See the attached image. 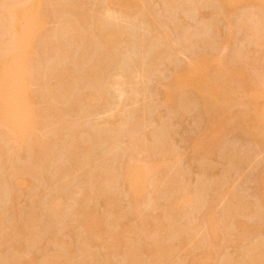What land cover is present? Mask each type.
Returning a JSON list of instances; mask_svg holds the SVG:
<instances>
[{"label": "rangeland", "instance_id": "1", "mask_svg": "<svg viewBox=\"0 0 264 264\" xmlns=\"http://www.w3.org/2000/svg\"><path fill=\"white\" fill-rule=\"evenodd\" d=\"M0 1H2V0H0ZM59 1L57 2V0H55V2H54V0L53 1L52 0H44V2H46V3H43V8L46 12L43 14V15H45V18L42 15L44 18L43 24H42L43 29L41 30V33H39V35L41 34V37L45 36V38L48 39L49 34H50L52 36V37L50 36V38L52 39L54 37V41H56V42H54L53 39L51 41L50 38H49L50 39V42H49L48 41L49 39L47 40L44 37H42V39H43L42 40L41 37L38 36L39 42H37V46L39 47V50L37 49L38 54L35 55V57H34L35 62H36V60H38V61L34 64V66H35V69L37 68L36 71L38 72V74H37V72H35V75L37 74L36 79H39V80H37V83H34V82H36V81H34L33 84L31 83L32 85L30 86V92H32L31 94L33 96V100L35 99L34 100V108L37 111L36 112L37 113V120H41L42 122H40V121H38V122L43 124V125L39 124L40 125L39 128H41V129L38 128L39 129L38 137L40 138V142H42L41 143L42 145H44V144L49 145V143L50 144L52 143L51 147H50V150L52 148V151L50 153L48 152L45 155L44 151L40 153L38 148H37V150L35 149V151H37V153H35V152H33L35 154L31 153L35 157L34 158L35 160H32L33 156L28 152L29 150L27 152L23 151V154L19 153L20 158H18L17 159L18 161H15L14 163L17 166L19 165L20 169L25 167V165L28 166L27 164H29V166H31V173H33V175L30 173L20 174L22 177L21 176L19 177V180H20L19 186L18 185L16 186L14 184L15 183L14 179L13 180L10 179L11 180L10 181L7 178V175L5 178V174L6 173L8 174L7 171H9V169H10L9 166H11V164L8 165V163H7L8 161L7 162L5 161L6 163H4V162L2 163L0 161V164H2V165H0V167H1L0 173H1V175L3 173V177L0 176L1 177L0 179L5 178L6 181L9 180L8 182H6L3 179L0 180L3 183L2 186H0V188H2V189H0V214L2 212V214L0 215V218L2 219L1 221H4L3 218H6L4 227L8 230L11 227L8 225L12 224V226H13V223L10 222L12 220L11 219L12 217H13V220L15 217L14 221H16V222H22V221L27 220L28 232H26L27 230L24 232H23V230H21V232L24 234L23 235L24 237L25 236L29 237V234L32 233V234H30L31 240L29 238H28L29 240L27 239L28 242H26L27 241L26 238H23V243L25 242L26 246L29 243V246H27V248L22 249L21 252L20 251L16 252L15 249L14 250L12 249L13 241L12 242L7 241V239L9 237H11V235L9 236V234H8L9 237L7 236L8 238L6 239V241L1 242L2 238L4 239L6 236L5 237L3 236L2 238H0V261H1L0 264L2 262H3L2 264H50V263L56 264V262H58V261L60 262L61 260H62V262L57 263V264H108V262L110 264H135V262H137L136 264H147V263L151 264V263H149V261L151 262V258H149L150 260H148V258L146 259V256L145 257L143 256V254H142V256H143L142 258L140 257L141 254L140 255H134L133 250L134 249L136 250V247L140 248L143 246L150 250L153 246L155 247L157 245V242L161 241L160 238L164 239V237H163L164 234H165V237L167 236L166 234H168L169 229L168 228L165 229V228L168 227V223H167L168 221H162V220H166V219H164V218H166V213H164L163 210H164V208H165V211H166V209L168 210L167 207H169L168 205L171 204L172 202H175L174 205L176 204L178 206V208H175L174 211L177 212L176 215L179 214V217H177V219H176V220L179 219V221L175 220L176 222H173V223L176 224L179 222L178 223L179 226H177V228L178 229L182 228L184 230V234L186 235V237L185 238L183 237V239H186V241L184 240L183 244H180L179 246H177L175 248V250L176 249L177 250L175 251V253H173L171 255V257H169V259L167 258L165 264H194L193 262L198 258V256H200L203 253V251H201V249H203L202 246H204L205 244H206V246H205L206 248H204V251H206V252H207V250L208 251L213 250V252L215 251L214 253L212 252L214 254V256H213L214 262H211L212 264H224V263L228 264V262H229V264L230 263L231 264L232 263L237 264V262L242 258H243L242 260L245 261L247 259L246 257H248L249 262H251L250 257L253 256L252 254L255 255L257 253L258 247H259L258 249H262L264 251V247H262L264 244V211H262V210L264 208H260V206H261L260 205L261 204L260 203L261 202V200H260L261 199L260 198L261 189H259L261 186V185L259 186V184H260L262 178L264 177V174H263L264 173V145L262 143H257L254 141L251 142V140L248 137L246 138L245 134H243V130L241 129V127H242L241 120H240L241 117L239 118V116L246 112V107H244V106L247 103L249 104V102L244 100L245 98L243 97V94L242 95L241 94L236 95L237 98L235 96L233 97L234 103L231 104L232 106L230 108V113H229L230 114L229 116H231V118H230V121H228L229 124L227 123V125H226L229 130L226 127L225 132L223 133V135H224L223 138L220 140L219 144H216L213 147L214 149H212L210 154L208 155V154H205L206 151L203 152V147L199 143V139L201 138L202 135L204 136V133H206V130H207L206 128L208 127V124L211 120L210 119L211 116L209 115L210 113H208L203 101L200 99V96L198 94L193 93V91L191 92V90H189V89L187 90L184 88V89L177 90L178 92L176 91L177 94H175L176 97H174V99L167 100L164 91L173 85L175 77L178 75V73L181 72L182 69L184 70V68L187 67V65H189L193 60H195V59L198 60V58L201 59V57H204V56L205 57H207V56L214 57V59L216 61L218 60L220 65L223 64L222 65L223 68L226 70L228 69V71H231V70L234 71L237 68H240L241 70H243L242 72L245 74V75L244 74L243 75L247 76L245 78V80L248 78V80H246V81H250V82L254 83L255 86H257L259 89H263L264 88L263 87L264 86V18H263L264 14H262L263 15L262 16L258 12L259 11L258 8H256L252 4L247 5V4H242V3L236 5L232 8H229V10H227V11L225 10L226 12H224V11H222V7L219 5L220 0H214V1L213 0H173L172 2L169 0H167V1L166 0H136V1L135 0H126V1L130 2L128 4L126 3L125 0H124L125 3H123V0H118V1H121L119 4H122V5H119L118 3H116L115 0H113V1L112 0H103V2L101 0H99V1L98 0H72V1H77V2H75L76 4H74L75 6L73 5L72 1H69V0H61L60 2ZM109 1H110V3H109ZM217 1H218V3H217ZM10 2H11V0H10ZM51 2L54 3L53 6H52ZM63 2H64V4L66 3V5H64ZM55 3L58 7L55 5ZM173 3H175V4H173ZM45 4L46 5L49 4V5L46 6ZM70 4H72L73 7H71V10H70L71 15L70 14L68 15V14H66L67 12H65V11H69ZM77 4H78V7H77ZM123 5H127V6H124V8H123ZM129 5H134V7L129 6ZM178 5H179L180 9L178 8ZM217 5H219V6L217 7ZM60 6H61V10H63L61 12H59ZM100 6H102V7H100ZM120 6L122 9L120 8ZM46 7L47 8L49 7V9L46 10L47 9ZM54 7H55V9H53ZM62 7H65V8L62 9ZM141 7L143 9H140ZM73 8L76 10V11L74 10L75 12L73 11ZM166 8H169V9H166ZM64 9H65V11H64ZM103 9H104V12L106 9H109V10L111 9L109 12H111L112 15L115 13L116 15L114 14L113 17L115 18V16H116L117 20L112 18L111 15H109L111 17L108 16V18H110L111 20L113 19L112 20L113 23L108 24L109 19L103 18V16H104ZM44 10H43V12H44ZM57 10H59V11H57ZM119 11H122V13H124V15H126V14L129 15V16L126 15V17H128L129 20L125 19L124 15ZM57 12H59V13H57ZM97 12H99V13H97ZM60 13L62 14V16ZM78 13H81L82 15H80ZM83 13H84V15L85 14L86 15L84 16ZM150 13H151V15H150ZM120 14H122L124 18H120ZM148 14H149V17L146 16ZM57 15H59V16H57ZM122 15H121V17H122ZM71 16H72V19L70 18ZM81 16H83V17L81 18ZM87 16H89V17L87 18ZM94 17H96V18H94ZM135 17H136V19H135ZM64 18L65 19L67 18L66 20L70 19V21H66V20H64ZM77 18H78V20L80 19L79 22H78ZM89 18H91V20H89ZM101 18L107 19V21L106 22H105V20L102 21ZM130 18H132V20ZM71 20H72V22H71ZM83 20L88 21V22H90V21L92 22V21L96 20L97 21V22L95 21L96 26H95L94 22H93V24H94L93 26L91 25V27H90L91 22L90 23L87 22V26H86V23ZM68 22H71V24H73V22H74L73 25H77V26L82 24V27L85 24L87 30L83 29L84 30L83 33L86 34L87 37L90 36V37H88V39H86L90 43H91L90 40L93 37L92 34L94 35L96 30L98 31V29L96 27H99L98 32L101 33L102 35H106L109 32H115L118 35L117 39L118 40L122 39V40H119V41H121V43L118 44L119 41L116 43L114 41L110 42V44H107V45L109 46V48L111 46V49L112 50L114 49L115 52L114 51L112 52L111 49H110L111 52L109 50H107V52H106L105 50L107 47H105V46H107V45L103 44L104 48H103V46H101L102 40H103L101 38V36H100V38L102 40L99 39V41L101 40V42H100L101 44L99 43L97 37H95V38L93 37L92 43L94 41L96 42V43L95 42L93 43L94 46L92 45V43L90 44L89 42H86V44H88V45H86L87 48L85 47V49H87V50H83V47L78 42L85 43L84 35H83L84 42H82L83 38L82 39L80 38V40H82V41H80L79 39H77L78 37H76V39L79 40V41H76L74 39L75 37H73V39H74V41H73V39H72L73 35L71 36L68 34H64L66 31H64L65 29L63 30V28H61V27L66 26V30H67L68 24H64V23H68ZM102 22H105V23H102ZM253 22L256 23V25H255L256 30L255 29L252 30ZM60 23H61V25H58ZM78 23H81V24L78 25ZM106 23H107V25H106ZM153 24H155V27L153 26ZM109 25L111 26L112 29H114V28H117V29L116 30L114 29L115 31L114 30L111 31L112 29L110 28ZM179 25L182 26V29ZM152 26H153V28H152ZM0 27H1V25H0ZM89 27H90V30L92 29L91 34L88 32V31H90ZM249 27L251 29H249ZM93 28H96V29L94 30ZM78 29H80V26L78 27ZM109 29H111V30H109ZM93 30L95 31L94 33H93ZM152 30H153V32H151ZM44 31H46L47 34ZM101 31H104V32H101ZM106 31H107V33H106ZM251 31H253V32H251ZM52 32H57V33H53V35H52ZM80 32H82V29ZM86 32L89 34H87ZM117 32H121V34L120 33L118 34ZM122 32H124V33L122 34ZM67 33H68V30H67ZM255 33H257V34L255 35ZM96 35L97 34H95L94 36H96ZM163 35H164V37H163ZM58 36L61 38L64 37V39H61L62 41H60V39H58ZM118 37H120V38H118ZM141 37L143 38V40L141 39ZM67 38H69V39H67ZM40 39H41V41H40ZM65 39L70 43L69 44L70 48H72L71 47L72 41H73L72 42L73 44H75V45L78 44V46L75 47L73 45L74 49H72V50L69 49L68 48L69 46L67 45L68 42L65 41ZM94 39H96V40H94ZM70 40H71V42H70ZM255 40H256V42H255ZM1 41H2V38L0 37V46L2 45ZM57 41L58 42L60 41L59 46L57 45V43H58ZM51 42H52L53 46H54V43H56L55 46L57 48H61L60 46H62V44H63L61 42H64L63 45H65V43H66L67 46H62V47L63 48L67 47L70 50L69 52H71V54H69V55L71 58L74 57V54L77 53L76 54L77 57L75 56L76 60L75 59L73 60V58L69 59L68 52L65 51V53H64L63 48H62L63 51L61 50L62 52H61V54H59V56H62L64 54L65 56L64 55L62 56V57H64V59L61 60L60 59L61 57L58 58L57 54L60 51L55 46L53 48L52 45L49 44ZM74 42H76V43H74ZM46 43H48V44H46ZM97 43H99V44H97ZM43 44L45 45V48L43 47ZM96 45L97 46L100 45L102 47V48L100 47V50H102L103 52L101 51V53H100V50ZM46 46H48V48H46ZM79 46H81V47H79ZM113 46H114V48H113ZM117 46L119 48H117ZM94 47H96V48L94 49ZM67 48L65 50H68ZM116 48L118 50H116ZM0 49H2V47H0ZM47 49H49L48 54H47ZM51 49H53V50H51ZM76 49L78 52L76 51ZM80 49L83 51V52L80 51L81 52L80 55L84 53L81 56L78 54ZM50 50H51V53H50ZM39 51H41V52L39 53ZM42 51L46 52V54L44 52L42 53ZM104 51L106 52V54ZM53 52L54 53L57 52V54H54L55 56L52 57ZM96 52H98V54H96ZM113 53H116L117 56H116V54H115V56H113L114 55ZM50 54H51V56H50ZM100 54H102V55H100ZM66 55L68 56V59L66 58L67 57ZM95 55L96 56L99 55L98 56L99 58L95 59V57H94ZM103 55L106 56V60L108 58L109 59L107 61H105V59H104L105 57ZM110 56H111V58H110ZM37 58H39V59H37ZM77 58H78V61H77ZM101 58H102V60L105 61V62L103 61L104 62L103 64H102ZM112 58H114V59H112ZM41 59L44 61H42ZM80 59L83 62L82 63L83 65L81 64ZM40 60H41V62H40ZM60 60L62 61V63L60 62ZM97 60H98L99 64L96 63ZM55 61H57V62H55ZM63 61H65V62L67 61V63H69V62H72V63L74 62V63L73 64L72 63H69V64L65 63L64 64ZM79 61H80V63L77 64L76 62H79ZM118 61H119V64H118ZM37 63H38V65H36ZM215 63L219 64L218 62H215ZM41 64L42 65L44 64L45 70L42 68ZM61 64H62V66H61ZM84 64L87 68H89V69L91 68L92 71L90 72V70L88 69L89 72L86 73L85 71L87 70V68L83 69V67H85ZM50 65H53V66L55 65L54 66L55 68H57V65H58V67L60 66L61 68H57V70L62 69V70H60V72H63V65H64V67L69 66L70 71L68 74H71L70 73L71 71L74 74V72H77V70H78V74L75 73L76 74V76L74 77L75 80H74V78L68 79V80L72 81V82L70 81V84L68 85L69 87H67V84L65 85L63 82L67 78H65V80L62 79L60 82L58 80V84H57V82H55L56 84L54 83V85H56V87H54L56 92H57V89L58 90L61 89L60 91L63 90L62 92L66 94V95L64 94V96H61V95H63V93L61 92L62 94H60V96H58V97L63 98V100H65L64 101L65 103H63V101L61 102V104L59 103V101L62 100L61 98H58L57 100L55 98V99H53L54 101H52V98L49 97L50 95H47L48 89L50 87H52V86H49V84H51V82L53 83V81L50 80L51 77H49L47 74H45V72L48 71L47 68L51 67V69H52L53 66H50ZM74 65H78L79 68L74 66ZM97 65H98V68H97ZM104 65H106V67ZM72 67H74V68H72ZM80 67H82V71H80V69H81ZM40 68L43 70V71L41 70L42 72L39 70ZM74 69H77V70L74 71ZM94 69H96V70L94 71ZM99 69L101 70L100 71L101 73L104 72L103 75L105 74V72H107L103 76L105 78L107 77L106 79L104 78V83L102 84L103 87H102V85H99L100 83L103 82V78L101 81H99L102 77L101 73H97V72H99ZM118 69H120V70L122 69V70L120 71ZM65 70H66V72H68L67 68ZM104 70H106V71H104ZM49 71H50V69H49ZM122 71H124V72L122 73ZM83 72H85L89 77H91L90 73H91V75L94 74L95 72L96 73H95V75H93L94 77L92 76L91 78H88L84 74L80 75V73H83ZM109 72H110V74H109ZM210 72H209V76L214 74V72L212 70ZM40 73H42V75ZM43 73L51 81V82L49 81L50 83L47 84V86H46V82H45L47 77H45V75H44V78H45V80H44L42 78ZM231 73H233V72H231ZM96 74H98L100 77L99 80L98 79L96 80V81H99V84H98V82L96 84H98L99 87L101 86L100 88L98 87V85H93L95 82V80L93 78H96V76H97ZM120 74H121V76H120ZM125 74L126 75L128 74V75L125 77ZM39 75L41 78L38 77ZM79 75H80V77H79ZM82 75H84V78ZM108 76H109V78H108ZM115 76H116V80L114 81L113 79H115L114 78ZM117 76H120L121 78H119ZM123 77H125V78H123ZM80 78H81V81H79ZM82 78L85 80H83ZM97 78H98V76H97ZM40 79L43 80L41 86H40V84H41ZM138 79H139V81H137ZM92 80H93V82H92ZM55 81H56V79H55ZM75 81L76 82L79 81V83H81V84L77 85L78 83H76ZM118 81H120V84L118 83ZM43 82L45 83V86H43ZM87 82L88 83L91 82L92 86L90 85V83L88 84ZM127 82H130L129 84H131V83L132 84L129 85ZM60 83H62V84H60ZM71 83H72V85L74 84L75 86H72ZM107 83H110V84H107ZM113 83H116V85H118V86L119 85L122 86L126 95L123 92L124 95L122 96V94H121L120 96L122 98H120V96H118L120 94V91L117 92V88L111 89V84H113ZM121 83H127V85H125V84L121 85ZM141 84H142V87H141ZM42 86H43V89H45V91L43 89L42 90L40 89V87L42 88ZM60 86L61 87L63 86L62 88H64V86H66V87H65V89H62ZM71 86L73 87V89H69ZM96 86H97L99 91L97 90ZM113 86L115 87V84ZM46 87H49V88L47 89ZM93 87H95V90ZM68 89H69L71 94L68 93L69 92ZM121 89L122 88H120V90ZM103 90L105 92L104 93L105 97H104V94L101 93V92H103ZM135 90H136V92H134ZM41 91H42V93H41ZM43 91L45 92L46 98H44ZM130 91H131L130 94L132 95L131 97L129 94ZM93 92L97 96V98H96L97 100L94 101L95 104H94V102H91V103H93V105H92L90 102H88L90 100L89 99L87 100L86 98L94 97ZM98 92L101 93L100 96H99ZM137 92H138V94H137ZM59 93L60 92H58L56 94L59 95ZM106 93H107V95H106ZM114 93H119V94L113 95ZM133 93H135V94H133ZM187 93H189V94H187ZM34 94L36 97L34 96ZM85 94H87L88 96L86 97ZM47 96L49 97L48 100L51 98L50 99L51 103L54 102L53 104L57 105V107H55L53 104H50V102L47 103L48 102ZM65 96H66V99L64 98ZM81 97H83V99ZM101 97H104V98H101ZM79 98H81L82 101L79 100ZM85 99H86V101H84ZM99 99H100V101L98 102ZM127 99H129V100H127ZM55 100L58 102V104L55 102ZM107 100H109V101L107 102ZM240 100H242V101L240 102ZM117 102L119 104H117ZM260 103L263 104V101L260 100ZM48 104H49V106H52L53 108L49 107V106L47 107ZM83 104H84V107H83ZM90 104L92 106H90ZM55 108H56V111L58 108L61 110L60 114L58 112V114L60 116L57 115V113L55 114L56 118L54 116H52V114L54 113L53 110ZM60 110H58V111H60ZM50 111H52V112H50ZM61 113L64 114L62 118H61V115H62ZM39 114H40V116H39ZM58 119H60V120L58 121ZM114 120L117 122V124H120V125L117 126L115 124L114 126H117V127L113 126L114 128L112 129L110 127L115 122ZM44 121H45V124L43 123ZM60 121H62V122H60ZM123 121H126V122H123ZM46 122H47V124H46ZM105 122L106 123L110 122V124L112 123V125H109V123H108L109 128H106V127H108V125L106 126ZM121 122L124 123L125 125L121 124ZM55 123H57V124H55ZM229 126H231V129ZM46 128H48V129H46ZM52 128H53V130H52ZM43 129H45V130H43ZM54 129H55V131H54ZM56 130L58 132L62 131V133H60L57 136L56 133H58V132H56ZM91 131H92V133L90 134ZM40 132H42L43 134ZM54 132H56V133H54ZM95 132H96V134H94ZM70 134L71 135L74 134V135L70 136ZM97 134H99L100 136ZM47 135H49V136H47ZM50 135L52 136V139H54V140L50 139V142H49L48 139L51 137ZM90 135H92V136H90ZM102 135L106 136V137L108 136V138L104 137L105 139H102L101 138V137H103ZM69 136H70V138H69ZM89 136L91 138H93V140L95 141V144H93L94 141L92 139L89 140ZM95 136H97V137H95ZM98 136L102 140H99ZM57 137H60L59 140ZM95 138H98L97 141L95 140ZM115 139H117V140H115ZM55 140L57 142H55ZM60 140L63 141V142L61 141L62 144H60V142H59ZM160 140H161V142H160ZM51 141H53L54 143ZM91 141H92V143H91ZM96 142L98 143L97 145H96ZM134 142H136V143L134 144ZM55 143H57V144H55ZM54 144H55V146H54ZM64 144L65 145L67 144L66 145L67 148ZM89 144L91 146H89ZM92 144L94 146H92ZM137 144H138V146H137ZM56 145H58V146H56ZM155 145H156V147H155ZM86 146H88V147H86ZM95 146H97V147H95ZM0 147H1V142H0ZM90 147H92L91 151L94 149V147L96 148L95 150H93L92 154L90 153V151L88 152L91 155H89L87 152H85V150L87 151V148L89 149ZM157 147H159V148L157 149ZM163 147L168 148V149H165ZM169 147H171V149H169ZM77 148L79 150L80 149L81 150L79 151ZM133 148L134 149L136 148L135 149L136 151ZM73 150L75 153H78L81 155L78 156V154H75L73 152ZM83 150L86 154L83 152ZM156 150H158V153ZM159 150H161V151L164 150V152L167 151L171 155L168 154L167 152L162 153ZM81 151L83 153H79ZM151 151L152 152L154 151V153H157V155L153 153L154 156H152L153 154H150ZM212 151H214V152L212 153ZM53 152H55V154L57 153L56 155L59 156L58 159H57V156ZM59 152H60V154H59ZM26 153H27V155H26ZM161 153L165 154L162 157L163 159H159V158H161L160 156H162V155H160ZM211 153H212V155H211ZM42 154L44 155L43 156L44 158L40 160L39 158H42ZM72 154L75 155V157ZM82 154L87 156V157L89 155V157L86 158ZM228 154L229 155L231 154V155L229 156ZM20 155H22V158ZM51 155H52V159H50ZM204 155L207 156V157L206 156L205 157L208 158V160H206V158H204ZM24 156H25V158H24ZM46 156H48L49 158H47ZM102 156H104L103 160H106L105 161L106 163L103 160L99 161L100 159H102ZM156 156L159 157L158 160L161 161V163H160L161 165H159V167H157V169H155L154 171L153 170L151 171V174H150L151 178L149 177V179H151L150 182L151 183L153 182V183L150 184L149 186H151V185L152 186L147 187L149 190L146 188L145 196L143 195L144 198L142 197V199L140 200L141 202H139L138 205H136V206L132 205L127 198L128 195L126 194L127 193L126 192L127 191L126 186H125V184L122 183L123 181H121L122 177L120 174H122L123 172L121 173L120 171H122V170L124 171L128 167V165L133 161H134V164H137V161H142V159H144L145 162L148 163L150 161L155 160V158L157 160ZM78 157H79V160L82 157H83V159L85 157L84 160H86V159H88V160H86L85 162L83 159H81L82 161H80V162L77 159H76L77 162L73 160L74 158H78ZM91 157L93 160L91 159ZM224 157H226V158H224ZM96 158H97V161H95ZM133 158H134V160L131 161ZM232 158H233V160H232ZM22 159H24V160L22 161ZM90 159H91V161H89ZM151 159H153V160H151ZM37 160H38V162H37ZM47 160H48V164H47ZM50 160H53V161H50ZM56 160H58V161H56ZM144 160H143V162H144ZM231 160L233 161V163L231 162ZM32 161H34V163H38V164L41 163L40 165H43L44 163H46L47 166L43 165V166H45L44 168L42 166H40V168L42 167L43 169H46V170H43L41 168V170L37 171L38 172L37 173L36 170L38 169L39 165L34 164ZM73 161L75 163H73ZM205 161H206V163H205ZM52 162H54V163H52ZM81 162H82V164H79ZM91 162L93 164V167L91 166L92 165ZM202 162L204 163V166L202 165L203 164ZM98 163H101L100 164L101 166ZM207 163H209V164L207 165ZM3 164H4V166H5V164L8 166V167L6 166L7 170L3 167ZM84 165H85V167H84ZM104 165H105V167H103ZM108 165L110 168L108 167ZM112 165H114L115 167H113ZM46 167L47 168L49 167V170ZM102 167H103V169H102ZM106 167L110 170V172H108V169ZM112 168H114V169H112ZM205 169H207V170H205ZM95 170H97V172ZM106 170H107L108 174L106 173ZM45 171H46V173H45ZM60 171L62 172V174L60 173ZM117 171H118V173H117ZM34 172H36V173H34ZM41 172L44 174H42ZM95 172L97 174L94 175ZM176 172H180V173L176 174ZM36 174H38V176ZM174 174L176 175V178L178 177L177 179L174 178L175 177ZM59 175L60 176L62 175V176L59 177ZM90 176L92 177V179L93 178L96 179L98 176L99 177L101 176L102 179H104L103 178V176H104L105 179L111 180V181L116 176V178L114 179L115 181L113 182L114 185H112L113 189L110 188L109 190H107L108 192L106 191V189L109 188V187L106 188L107 185L106 186L101 185L102 187H100V186L98 187V185H97V187L100 188V190L103 189L109 195H110V193H112L111 194L112 197H115L117 195V198L116 197L114 198V201H116L115 210L118 209V210H116L117 214H115V215L117 216L120 211L124 210L125 211L124 213H123V211L120 212L123 214V216L121 214L120 216H117V218L115 219L114 215L112 216L109 214L107 215V213H104V210L106 207L103 204H101L100 202H96L98 204H97V206H95L96 204H93L94 202L88 201V200H90L89 198L91 196L89 197V195H87V194H89L90 191L92 193L94 192L93 194H95V192H96V190L94 189L96 186L95 187L92 186L93 184L91 182L92 179ZM87 177H90V178H87ZM99 177L96 180L94 179L95 182H97V180L99 181ZM117 178H119V179L117 180ZM42 180H43V182H42ZM44 180L46 181L45 184H44V182H45ZM79 180L81 182H79ZM83 180L87 181V182H85L86 184L84 182H82ZM89 180H91V181H89ZM170 180H172V182ZM175 180H177L180 184L177 183V181H175ZM88 181L92 185L90 183H88ZM116 181H118V182H116ZM104 182H106V180L103 181V183ZM107 182L109 183L110 181H107ZM173 182H175V183H173ZM81 183H83L85 185L83 186V184H81ZM96 184H98V182ZM96 184L94 183V185H96ZM100 184H102V183H100ZM177 184L180 185L181 187L180 186L178 187ZM0 185H1V183H0ZM201 185L202 186L204 185L205 188L204 187L202 188ZM85 186L87 188L88 187L89 188L87 189ZM91 187H93V188H91ZM32 188H34V189H32ZM174 188H176V189H174ZM197 188H198V191H200V192H201V190L204 189L203 190L204 195L200 192H198V194H197L196 193ZM30 189L32 191H30ZM85 189L88 190L89 193L86 192ZM162 189H163V191H161ZM164 189L165 190L168 189L166 191L170 190L168 192V194L165 193L166 191ZM177 189L178 190L181 189L180 192H178ZM110 190H111V192H110ZM182 190H183V192H184V190L185 191L187 190L186 191L187 193L193 194V196L192 195L191 196L198 198L199 201H201V202H202V200L204 202L205 198H206L210 204L208 203V205H207L206 204L207 202H205V205H202V204H204L203 202L202 203L198 202V200L196 198H194L196 200V202L199 203L198 207H197L198 203L196 204V202L194 203L195 206L192 204L194 207L191 205H184V203L181 201V198L179 196V194L182 193ZM112 191H114V195H113ZM189 191H193V192H189ZM152 192L154 195L152 194ZM85 193H87V194H85ZM96 193H98V191ZM169 193L171 194V197L169 196ZM157 194H158V196L156 199ZM195 194L197 196L200 195V197L199 196L197 197ZM57 195H58V197L60 195V197H59L60 199H62L61 195H63L62 197L66 201V204L64 203L65 201H63V203H61V204L65 205V206H63V205L61 206L63 208L65 207L64 209L60 208V209H62L63 212L58 210L59 212L57 213L55 210L50 209L49 205L48 206H47V204L44 205L45 201H47L45 199L51 198V200L53 199V201H54V197H55V199H58ZM86 195H87V197H86ZM90 195H91V193H90ZM125 195H126V197H125ZM64 196L67 199H65ZM85 197H86V199L88 198L87 201H85L86 200ZM152 197H153V199H152ZM144 199L146 200V204H144L145 203ZM172 199L174 201H172ZM51 200H49V201H51ZM156 200H157V202H156V204H154L153 202H155ZM235 200L237 202L240 200L243 204H244V202L249 203L250 206L248 204V206L246 205V208H245V206L242 207L243 205L240 206L241 202L238 204H235L236 203ZM81 201H83V204ZM118 201H120V202H118ZM232 201L235 202V203H233L234 208H235V206L238 207V205L240 204L239 205L240 207H238V208L236 207L237 210H240V211H237L236 208L234 210V208L231 207V210H233V211H232V213H230L231 210L228 206L230 205V203H232ZM34 202H36V203L40 202V203L36 204ZM88 202L90 203V205H88ZM84 203H85V205L88 206V208H87V206H85V208H87L86 210H89V208L91 209L93 207L94 209L93 208L92 209H93L94 213H96L97 215L99 214L98 217H101V218L103 217L101 220L102 222L106 216V219L103 222V223H105L104 225L106 227H108L107 225L109 224V221L111 223V219L114 218L115 221L112 220V222H115V223H111L109 225V231H106V227H104L105 229L102 227L104 230L103 229L101 230V228L100 229L96 228L97 230L93 229V231L91 230L93 233H91V231H87L88 232L87 233L86 230H82L81 226L83 225V222H81V223L78 222L77 221L78 218L77 217L75 218V215H73V214H74V212L77 213V211L80 209L81 206L84 205ZM152 203H153V205H157V206L156 207L153 206ZM48 204H49V202H48ZM78 204H79V206H78ZM45 206H47L49 208H47ZM146 206H148V207H146ZM203 206H205V207H203ZM207 206L210 207L211 211H208ZM38 207H39V209H38ZM32 208H33V210H32ZM85 208L83 210H85ZM141 208L143 210L138 211V209L140 210ZM228 208L230 211L226 212ZM242 209H243V212H242ZM245 209H246V211H245ZM251 209L253 210L252 214L250 213ZM50 210L52 212H50ZM126 210H128V213H126ZM192 211L194 212V214H192ZM236 211L238 212V214L237 213L234 214L235 215V217H234L233 212L235 213ZM32 212L37 213L38 215L36 214L37 215L36 216ZM43 212H45V214H47V216L45 214H43ZM48 212H50V213H48ZM67 212L70 214H68ZM142 212H144V213H142ZM146 212H148V213H146ZM209 212H212V216L215 215V216H213L214 217L213 220L217 224L218 230H220V233L218 234L219 236L216 239H214V238L211 239L210 237H208V236H211L209 234L210 228L206 227V225L203 224V222H204L203 219L206 218L205 213L207 214ZM245 212L247 213V215ZM4 213H5V216H4ZM56 213L58 214L57 216H55ZM60 214H62V215H60ZM96 214H94V216L97 217ZM129 214H131V215H129ZM228 214L229 215L231 214L230 215L231 218ZM17 215H19V216H17ZM59 215H60V217H59ZM78 215H79V211H78ZM2 216H3V218H2ZM31 216L32 217L35 216L34 219ZM48 216H50V217H48ZM126 216H128V217H126ZM136 216H138V217H136ZM161 216H163V217L161 218ZM70 217H72V219H70ZM122 217H123V219H122ZM30 218L32 219V222L30 221L31 220ZM175 218H176V216H175ZM227 219H230V221ZM28 220H29V222H28ZM14 221H12V222H14ZM116 221H118V222L116 223ZM190 221H192V222L190 223ZM226 221L228 224L227 223L225 224ZM188 222L190 223L189 224L191 226L190 228H188L189 227ZM2 223H4V222H1V224H0L1 228L3 227ZM7 223H8V225H7ZM106 223H107V225H106ZM80 224H81V226H80ZM112 224L115 225L116 229L119 226V228H118L119 231H117V234L119 233V237L117 236L118 237L117 239H119V241L120 240L123 241L125 246L128 245L129 249H128V247H125L124 244H122V246H124V247L122 248V246H121V248H120L121 244H116V243H119V241L117 239L112 240L113 238L111 239V237L108 235V233L111 232L110 231L112 229L111 227H113V226H111ZM164 224L166 227L164 226ZM175 224H173V227ZM239 224L244 225L245 229H243ZM116 225H118V226H116ZM192 225H195L196 227H192ZM183 226H185V227L183 228ZM239 226L241 228H239ZM223 227H225V228L228 227L227 228L228 230L223 228ZM5 228H4V230H5ZM175 228H176V226H175ZM186 228L188 229V232L190 231V234H186V231H187ZM229 228L233 233L229 230ZM178 229L175 231H182V229L181 230H178ZM185 229H186V231H185ZM202 229H204V231ZM223 229L226 230V232L224 231V234L222 232ZM82 231L87 233V234L85 233L86 236H85L84 232H82ZM130 231H132V232H130ZM170 231H171V229H170ZM170 231H169V234H171ZM7 232L9 233V231H7ZM7 232L6 233L4 232L3 235L4 234L6 235ZM113 232H114V230H113ZM129 232L131 234H129ZM227 232H229V233H227ZM179 233L181 234V236L178 235V236H180V238H178V239L173 238L172 235H169V236H171L173 238L172 240L175 239L176 241L177 240L180 241L182 239L183 233L178 232V234ZM230 233H231V235H230ZM134 234L136 236H134ZM175 235H177V234L174 233L173 236L175 237ZM83 236L86 237V240H85V237H83ZM169 236L166 237L164 239V241L170 239L171 237L169 238ZM203 236H204V238H203ZM33 238H34V240H32ZM59 238L65 243H62V244L60 243L58 245V243L56 241L60 242ZM134 238H135V241H137V242L132 241ZM82 239H84V241L87 244L85 242H84L85 243L84 244ZM127 239L129 241H131L130 244L128 243L129 241H127ZM163 239L161 241V244L163 243ZM198 239H202V240L200 241ZM203 239H204V241H203ZM172 240H170V242ZM176 241H174V242H176ZM196 241H198L199 243ZM132 242L134 244H136V246ZM170 242H168V243H170ZM195 242L198 244L196 245ZM31 243H33V245H31ZM155 243H156V245H155ZM164 243H166V242H164ZM171 243H173V241ZM176 243H179V242L177 241ZM202 243H204V244L202 245ZM132 244L134 245V249H132L133 248ZM207 244H208V246H207ZM114 245L118 246L120 248V251H119V248L115 249L116 247ZM140 245H142V246H140ZM197 246H198V248H197ZM130 247H131V249H130ZM199 248H201V249H199ZM121 249L122 250L123 249L128 250L129 251L128 252L129 257L130 256H133V257L136 256V258L133 259V257H131V259H133V260H130L129 257H124L123 255L125 254V251H123L124 253L122 255V254H120L122 252ZM249 249L251 252L248 251ZM255 249H256V253L253 252ZM12 250H13V252H12ZM241 250H244L243 253ZM14 251L16 254H12V253H14ZM83 252H85V254ZM110 252H112L111 254L112 255L114 254V255L112 256L111 254H109ZM131 253L133 255H130ZM134 253L138 254V250H136V252L134 251ZM126 254H127V251H126ZM241 254H243L242 258H241ZM245 254H247V255H245ZM107 255H108V257H107ZM109 255H110V257H109ZM137 256L143 261L138 259V261L134 262V260H137V258H138ZM255 256H256L255 258L253 256L254 259L257 258V255H255ZM56 257L58 258V260ZM110 258L112 259L111 262H110ZM139 260L141 263L139 262ZM241 263L242 262L240 260V263H238V264H241ZM245 263L248 264V262H246V261H245Z\"/></svg>", "mask_w": 264, "mask_h": 264}, {"label": "bare ground", "instance_id": "2", "mask_svg": "<svg viewBox=\"0 0 264 264\" xmlns=\"http://www.w3.org/2000/svg\"><path fill=\"white\" fill-rule=\"evenodd\" d=\"M53 1V0H52ZM59 0H57V2H58ZM61 1V0H60ZM59 1V2H60ZM69 1H72V0H69ZM99 1V0H98ZM102 2H103V0H101ZM113 1V0H112ZM116 1V3H120L121 1H118V0H115ZM126 1V0H125ZM125 1L123 0V3H125ZM136 1V0H135ZM167 1V0H166ZM169 1H173V0H169ZM214 1V0H213ZM50 2V1H49ZM48 2V3H49ZM54 2H55V0H54ZM65 2V1H64ZM64 2H63V4H64ZM67 2V1H66ZM75 2H77V1H72V3H73V5L74 4H76ZM191 2V1H190ZM189 2V3H190ZM43 3H46V2H44V0H11V2H10V0H2V1H0V25H1V27H0V37L2 38V41H1V46L0 47H2V49H0L1 51H0V142H1V147H0V161L3 163H6L7 161V163H8V165L9 164H11V166H9L10 167V169H9V171H7L8 172V174L6 173L5 174V178H6V175H7V178L10 180V179H14V181H15V185L17 186H19V184H20V180H19V177L21 176L20 174H26V173H30V174H32L33 175V173H31V166H29V164H27L28 166H26L25 165V167H23V168H19L20 166L18 165H16L14 162L15 161H18L17 159L18 158H20L19 157V153H22L23 154V151H25V152H27L28 150V152L31 154V153H33V152H35V153H37V151H35V149L37 150V148L39 149V152L41 153V152H43L44 151V153H45V155L49 152H51L52 151V148H51V150H50V147H51V144L49 143L50 142V139H52V136L48 139V143H49V145H46V144H44V145H42L41 143L42 142H40V138L38 137V134H39V129H41V128H39V126L42 124V123H39L38 121H40V122H42L41 120H37V111H36V109L34 108V100H33V96H32V92H30V86L33 84V82L34 81H36V82H34V83H37V80H39V79H36V75L38 74V72L36 71V69H35V66H34V64L38 61V60H36V62H35V60H34V57H35V55H37L38 54V51H37V49L39 50V47L37 46V42H39V40H38V36H40L41 37V34L39 35V33H41V30L43 29V27H42V24H43V20H44V18H45V15H43L46 11L44 10V8H43ZM52 3V2H51ZM50 3V4H51ZM109 3H110V1H109ZM126 3L128 4V3H130L129 1H126ZM186 3V2H185ZM217 3H218V1H217ZM220 4V6L222 7V11H224V12H226L227 10H229V8H232V7H234V6H236V5H238V4H252L253 6H255L256 8H258V12L262 15V14H264V0H220V2H219ZM59 4V3H58ZM108 4V3H107ZM170 4V3H169ZM173 4H175V3H173ZM46 5V4H45ZM49 5V4H48ZM48 5H46V6H48ZM54 5V3H52V6ZM55 5H56V3H55ZM64 5H66V3L64 4ZM72 4H70V9H69V11H65V9H64V11L65 12H67L66 14H70L71 15V12H70V10H71V7H73V5L71 6ZM119 5H122V4H119ZM118 5V6H119ZM219 5H217V7L219 6ZM57 6V5H56ZM55 6V7H56ZM62 6V5H61ZM61 6L59 7V9H60V11L59 10H57V11H59V12H61V11H63V10H61ZM68 6V5H67ZM75 6V5H74ZM108 6V5H107ZM106 6V7H107ZM124 6H127V5H123V8H124ZM129 6H133L134 7V5H129ZM168 6V5H167ZM172 6V5H171ZM176 6V5H175ZM51 7V6H50ZM55 7L53 8V9H55ZM58 7V6H57ZM77 7H78V4H77ZM100 7H102V6H100ZM109 7V6H108ZM107 7V8H108ZM47 8V7H46ZM63 8H65V7H62V9ZM76 8V7H75ZM120 8H121V6H120ZM131 8V7H130ZM178 8H179V5H178ZM177 8V9H178ZM44 10V12H43V10ZM49 9V7L46 9V10H48ZM67 9V8H66ZM81 9V8H80ZM122 9V8H121ZM120 9V10H121ZM128 9V8H127ZM140 9H143L142 7L140 8ZM166 9H169V8H166ZM176 9V8H175ZM180 9V8H179ZM221 9V8H220ZM75 9L73 8V11H74ZM111 10V9H110ZM109 9H106L105 10V12H104V9H103V13H104V16H103V18H107V19H109V23L108 24H110V23H113L112 22V20L110 19V18H108V16L109 15H111L112 16V18H114L113 16H114V14L112 15L111 14V12H109L110 11ZM171 10V9H170ZM226 10V11H225ZM55 11V10H54ZM76 11V10H75ZM74 11V12H75ZM82 11V10H81ZM98 11V10H97ZM100 11V10H99ZM173 11V10H172ZM221 11V10H220ZM59 12H57V13H59ZM119 12H121L122 13V11H119ZM257 12V13H258ZM86 13V12H85ZM97 13H99V12H97ZM106 13V14H105ZM117 13V12H116ZM252 13V12H251ZM61 14V13H60ZM65 14V13H64ZM65 14V15H66ZM77 14V13H76ZM78 14H80V15H82L81 13H78ZM118 14V13H117ZM123 15H124V13H122ZM122 14H120V18H124L125 17V19H127V20H129L128 19V17H126V15H124V17H123V15ZM139 14V13H138ZM44 16V18H43V16ZM73 15V14H72ZM83 15H84V13H83ZM86 15V14H85ZM84 15V16H85ZM116 15V14H115ZM121 15H122V17H121ZM150 15H151V13H150ZM256 15V14H255ZM258 15V14H257ZM57 16H59V15H57ZM61 16H62V14H61ZM101 16V15H100ZM106 16V17H105ZM111 16H109V17H111ZM119 16V15H118ZM127 16H129V15H127ZM147 17H149V14L148 15H146ZM249 16V15H248ZM254 16V15H253ZM263 16V15H262ZM75 17V16H74ZM83 16H81V18H82ZM89 16H87V18H88ZM102 17V16H101ZM43 18V19H42ZM71 19H72V16L70 17ZM86 18V17H85ZM84 18V19H85ZM94 18H96V17H94ZM100 18V17H99ZM103 18H101L102 19V21L103 20H105V22L107 21V19H103ZM151 18V17H150ZM255 18V17H254ZM257 18V17H256ZM262 18V17H261ZM264 18V17H263ZM67 19V18H66ZM65 18H64V20H66ZM114 19H116L117 20V18H116V16H115V18ZM119 19V18H118ZM131 20H132V18H130ZM135 19H136V17H135ZM134 19V20H135ZM251 19V18H250ZM63 20V21H64ZM77 20H78V18H77ZM89 20H91V18H89ZM253 20V19H252ZM258 20V19H257ZM66 21H70V19L69 20H66ZM80 21V19L78 20V22ZM84 21V20H83ZM96 21V20H95ZM95 21H90V22H88V21H84L85 23H86V26H87V22L88 23H90V27H91V25L93 26L94 24H95V26H96V23H95ZM100 21V20H99ZM98 21V22H99ZM111 21V22H110ZM147 21V20H146ZM62 22V21H61ZM71 22H72V20H71ZM71 22H68V23H64V24H68L67 25V30H68V33H67V30H66V26L64 27H61V28H63V30L64 31H66L64 34H68V35H73L72 36V39H73V37H75L74 39L76 40V41H79L80 40V38L82 39L83 38V35H84V37H85V43H81V42H78V43H80V45L83 47V50H87V49H85V47H86V45H88V44H86V42H89V41H87L86 39H88V37H90V36H86V34H84L83 33V29H86V26H85V24H84V26L82 27V24L81 23H78V25L79 24H81V25H79L80 26V29H78V27L79 26H77V25H73L74 24V22H73V24H71ZM82 22V21H81ZM93 22H94V24H93ZM97 22V21H96ZM105 22H102V23H105ZM154 22V21H153ZM251 22V21H250ZM115 23V22H114ZM151 23V22H150ZM149 23V24H150ZM63 24V23H62ZM63 24V25H64ZM77 24V23H76ZM100 24V23H99ZM156 24V23H155ZM155 24H153V26L155 27ZM252 24V23H251ZM58 25H61V23L60 24H58ZM98 25V24H97ZM102 25V24H101ZM106 25H107V23H106ZM116 25V24H115ZM246 25V24H245ZM256 25V23L255 22H253V25H252V30L253 29H255V26ZM89 26V25H88ZM99 26V25H98ZM110 26V25H109ZM114 26V25H113ZM153 26H152V28H153ZM180 27H181V29H182V26L181 25H179ZM59 27V26H58ZM90 27H89V30H90ZM178 27V26H177ZM251 27V26H250ZM249 27V29H251ZM97 29H98V31H99V27H96ZM96 28H93L94 30L96 29ZM110 28H111V26H110ZM119 28V27H118ZM150 28V27H149ZM81 29H82V32H80L81 31ZM101 29V28H100ZM104 29V28H103ZM107 29V28H106ZM112 29V28H111ZM111 29H109V30H111ZM115 30L117 29V28H114ZM114 29H112L111 31H113ZM60 30V29H59ZM87 30V29H86ZM85 30V31H86ZM92 30V29H91ZM88 31L90 34H91V32L92 31ZM93 30V33L95 32ZM114 30V31H115ZM119 30V29H118ZM117 30V31H118ZM154 30V29H153ZM153 30L151 31V32H153ZM156 30V29H155ZM256 30V29H255ZM254 30V31H255ZM260 30V29H259ZM62 31V30H61ZM97 30H96V32H95V34H97L96 36H94L93 34H92V36L95 38V37H97L98 38V41H99V39H101L102 40V45L101 46H103V44L105 45H107V44H110V42H118L119 40H122V39H117V34L115 33V32H109V33H107V31H106V35H102L101 33H99ZM43 32V31H42ZM44 32H46V31H44ZM100 34H98V33ZM101 32H104V31H101ZM182 32V31H181ZM251 32H253V31H251ZM258 32V31H257ZM53 33H57V32H52V35H53ZM60 33V32H59ZM58 33V34H59ZM87 33V32H86ZM89 33H87V34H89ZM118 34L120 33L121 34V32H117ZM124 32H122V34H123ZM46 34H47V32H46ZM151 34V33H150ZM153 34V33H152ZM253 34V33H252ZM257 33H255V35H256ZM47 36V35H46ZM50 34H49V37H48V39L50 38ZM100 36H101V38H100ZM103 36V37H102ZM123 36V35H122ZM153 36V35H152ZM167 36V35H166ZM42 37H44L45 38V36H42ZM42 37H41V39H42ZM52 37V36H51ZM67 37V36H66ZM69 37V36H68ZM76 37H78L77 39H79V40H77L76 39ZM87 37V38H86ZM93 37H92V39H93ZM154 37V36H153ZM162 37V36H161ZM163 37H164V35H163ZM262 37V36H261ZM70 38V37H69ZM69 38H67V39H69ZM118 38H120V37H118ZM122 38V37H121ZM155 38V37H154ZM157 38V37H156ZM41 39H40V41H41ZM45 39H47V38H45ZM47 39V40H48ZM51 39V38H50ZM50 39L48 40L49 42H50ZM53 39V41H54V37L52 38ZM52 39H51V41H52ZM57 39V38H56ZM55 39V40H56ZM58 39H60V41H62L61 39H64V37L63 38H61V37H59L58 36ZM57 39V40H58ZM74 39H73V41H74ZM92 39L90 40L91 41V43H92ZM141 39L143 40V38L141 37ZM158 39V38H157ZM165 39V38H164ZM43 40V39H42ZM94 40H96V39H94ZM93 40V41H94ZM101 40L99 41V43L101 42ZM116 40V41H115ZM161 40V39H160ZM260 40V39H259ZM59 41V42H60ZM65 41H67L66 39H65ZM72 41V42H73ZM80 41H82V40H80ZM163 41V40H162ZM166 41V40H165ZM54 42H56V41H54ZM58 42V41H57ZM59 42L57 43V45L59 46L60 44H59ZM68 42V41H67ZM70 42H71V40H70ZM71 42V47L72 48H70V43L68 42V48L69 49H74L73 48V45L76 47V46H78V44L77 45H75V44H73ZM82 42H84V38H83V41ZM95 42V41H94ZM93 42V43H94ZM104 42V43H103ZM142 42V41H141ZM144 42V41H143ZM255 42H256V40H255ZM61 43H63L64 44V42H61ZM74 43H76V42H74ZM90 43V42H89ZM90 43V44H91ZM93 43H92V45H93ZM96 43V42H95ZM99 43H97V44H99ZM121 43V41H119V43L118 44H120ZM46 44H48V43H46ZM50 45H52V47L54 48V46H55V44L56 43H54V46H53V44H52V42L51 43H49ZM62 44V46H67L66 45V43H65V45H63ZM85 44V45H84ZM101 44V43H100ZM166 44V43H165ZM260 44V43H259ZM49 45V46H50ZM114 45V44H113ZM116 45V44H115ZM62 46H60L61 48H57L56 46V48L57 49H59V53L57 54V52L56 53H54L53 52V54H52V57L53 56H55L54 54H57L58 55V58L59 57H61L60 59L62 60V59H64V57H62V56H59V54H61V52L63 51L62 50ZM81 46H79V47H81ZM94 46V45H93ZM97 46V45H96ZM100 45H98L97 47L99 48V50H100V47H101ZM38 47V48H37ZM43 47L45 48V45L43 44ZM42 47V48H43ZM51 47V48H52ZM105 47H107L106 48V52H107V50H109L110 51V49H111V46H110V48H109V46L107 45V46H105ZM43 48V49H44ZM46 48H48V46H46ZM55 48V49H56ZM67 47H65V48H63L64 49V53H65V51L66 52H68V56H69V59H72L73 58V60L75 59L76 60V57H77V53L76 54H74V57H70V55L69 54H71V52H69L70 50L68 49V50H65ZM78 48V47H77ZM87 48V47H86ZM96 47H94V49H95ZM97 48V49H98ZM102 48V47H101ZM103 48H104V46H103ZM113 48H114V46H113ZM117 48H119L118 46H117ZM116 48V50H118ZM42 49V50H43ZM79 49V48H78ZM82 49V48H81ZM79 50V55H80V51H82V50ZM49 49H47V54H48V51ZM51 50H53V49H51ZM51 50H50V53H51ZM62 50V51H61ZM112 50V49H111ZM46 51V50H45ZM74 51V50H73ZM76 51H77V49H76ZM98 51V50H97ZM101 51L102 50H100V53H101ZM104 51V52H105ZM114 51V49L112 50V52ZM41 51H39V53H40ZM44 51H42V53H43ZM78 52V51H77ZM83 52V51H82ZM103 52V51H102ZM106 52H105V54H106ZM111 52V51H110ZM115 52V51H114ZM41 53V54H42ZM45 54H46V52H44ZM67 54V53H66ZM73 54V53H72ZM84 54V53H83ZM83 54H81V55H83ZM96 54H98V52H96ZM114 55L113 56H115V54L116 53H113ZM80 55V56H81ZM100 55H102V54H100ZM50 56H51V54H50ZM65 56V55H64ZM67 56V55H66ZM68 56L66 57L67 59H68ZM76 56V57H75ZM99 56V55H98ZM98 56H94L95 57V59H98L99 57ZM104 56V55H103ZM102 56V57H103ZM116 56H117V54H116ZM97 57V58H96ZM105 57V58H104ZM103 58L105 59V61H107L109 58V56L107 57L108 59L106 60V56H104ZM57 58V59H58ZM81 58V57H80ZM110 58H111V56H110ZM37 59H39V58H37ZM55 59V58H54ZM112 59H114V58H112ZM42 60V59H41ZM41 60H40V62H41ZM56 60V59H55ZM60 60V62L62 63V61ZM84 60V59H83ZM101 60H102V58H101ZM42 61H44V60H42ZM48 61V60H47ZM46 61V62H47ZM59 61V60H58ZM68 61V60H67ZM67 61L65 62V61H63V63L65 64V63H67ZM77 61H78V58H77ZM80 61H81V59H80ZM80 61L79 62H76L77 64H79L80 63ZM104 60H102V64L105 62H103ZM55 62H57V61H55ZM54 62V63H55ZM101 62V61H100ZM215 62H218L219 63V61L217 60H215L214 59V57H212V56H207V57H201V59L200 58H198V60L197 59H195V60H193L189 65H187V67H185L184 68V70L182 71L181 70V72L180 73H178V75L175 77V79H174V83H173V85L172 86H170L169 88H167L165 91H164V93H165V96H166V98H167V100H172V99H174V97H176V95L175 94H177L176 93V91L177 90H180V89H189V90H191V92L193 91V93H195V94H198L199 96H200V99L203 101V103H204V105H205V107H206V109H207V111H208V113H210L209 115L211 116L210 117V122H209V124H208V127L206 128L207 130H206V133H204V136L202 137L201 136V138L199 139V143L201 144V146L203 147V152L204 151H206L205 152V154H210V152H211V150L212 149H214L213 147L216 145V144H219V142H220V140L223 138V133L225 132V129H226V125H227V123H228V121H230V118H231V116H229L230 114V108H231V104L232 103H234L233 102V97L235 96L236 97V95H238V94H243V97L245 98L244 100H246L247 102H249V104L247 103L244 107H246V112L244 113V114H242V115H240L239 116V118H240V120H241V125H242V127H241V129L243 130V134H245V136H246V138L248 137L250 140H251V142L252 141H254V142H257V143H262L263 145H264V88L263 89H259L257 86H255V84L254 83H252V82H250V81H246V80H248V78L245 80V78L247 77V76H244L245 74L242 72L243 70H241L240 68H237L236 70H234V71H228V69L226 70V69H224L223 68V64L222 65H220V63L219 64H216ZM39 63V62H38ZM38 63L36 64V65H38ZM45 63V62H44ZM69 63H72V62H69ZM69 63H67V64H69ZM74 63V62H73ZM72 63V64H73ZM75 63V64H76ZM83 62L81 61V64H82ZM96 63L97 64H99L98 63V60L96 61ZM52 64V63H51ZM56 64V63H55ZM60 64V63H59ZM106 64V63H105ZM118 64H119V61H118ZM117 64V65H118ZM42 65V64H41ZM83 65V64H82ZM50 66H53V65H50ZM55 66V65H54ZM52 67V69H51V67L50 68H47V70L48 71H44L45 72V74H47L49 77H51L50 78V80H52L53 81V83L48 79V77L43 73V79L45 80V78H44V75H45V77H47L46 78V80H45V82H46V86H47V84H49L50 82H51V84H49V86H52V87H46L47 89H48V94L47 95H50L49 97H51L52 98V101H54L53 99H55L56 98V100L58 99V98H61V97H58V96H60V94H62L63 92V90L62 91H60V90H58L57 89V92L55 91V88L54 87H56V85H54V83L55 82H57V84H58V80H59V82L63 79V80H65V78H67L65 81H63L64 82V84L66 85L67 84V87H69L68 85L70 84V81L71 80H68L69 78H74L75 76H76V74L75 73H77L78 74V68H79V66L78 65H74V66H76V67H78L77 69H74V71L75 70H77V72H74V74L72 73V71L70 72L71 74H68L69 73V71H70V69H69V66H67V67H64V65H63V72H60V70H62V69H58L57 70V68H61L60 66L58 67V65H57V68H55V67ZM61 66H62V64H61ZM81 66V65H80ZM84 66H85V64H84ZM105 67H106V65H104ZM120 66V65H119ZM39 67V66H38ZM49 67V66H48ZM75 67V68H76ZM83 67V66H82ZM82 67H80L81 69H80V71H82ZM42 68L44 69V64L42 65ZM54 68V69H53ZM67 68V71L68 72H66V69ZM72 68H74V67H72ZM86 69L87 67L85 66V67H83V69ZM97 68H98V65H97ZM100 68V67H99ZM49 69H50V71H49ZM69 69V70H68ZM88 69L89 68H87V70L85 71L86 73L87 72H89L88 71ZM93 69V68H92ZM103 69V68H102ZM123 69V68H122ZM121 69V70H122ZM40 71L42 70L41 68L39 69ZM45 70V69H44ZM65 70V71H64ZM90 70V72L92 71L91 70V68L89 69ZM96 69H94V71H95ZM118 70H120V69H118ZM120 70V71H121ZM213 71L214 72V74L213 75H211V76H209V72L210 71ZM43 71V70H42ZM41 71V72H42ZM98 71V70H97ZM101 70L99 69V72H97V73H101L100 72ZM104 71H106V70H104ZM35 72H37V74L35 75ZM60 72V73H59ZM85 72H83V73H80V75L81 74H84V75H86L88 78H91L93 75H95V73L94 74H92L91 75V73H90V76L91 77H89ZM103 72V71H102ZM124 71H122V73H123ZM231 72H233V73H231ZM93 73V72H92ZM104 73V72H103ZM103 73H101L102 74V77H101V79H100V77H99V75L98 74H96L97 76H98V78H97V76H96V78H93L94 80H95V82H94V84L93 85H98L99 84V81H101L102 80V78H103V82L102 83H100L99 85H102L103 83H104V78L105 77H103L107 72H105V74L103 75ZM211 73V72H210ZM41 75H42V73H40ZM109 74H110V72H109ZM244 74V75H243ZM69 75V76H68ZM80 75H79V77H80ZM84 75H82L83 76V78H84ZM118 75V74H117ZM128 75V74H127ZM126 74H125V77L127 76ZM139 75V74H138ZM65 76V77H64ZM67 76V77H66ZM73 76V77H72ZM120 76H121V74H120ZM120 76H117V77H119V78H121ZM38 77H40V75L38 76ZM37 77V78H38ZM78 77V78H79ZM86 77V78H87ZM94 77V76H93ZM125 77H123V78H125ZM136 77V76H135ZM41 78V77H40ZM58 78V79H57ZM82 78V79H83ZM107 78V77H106ZM105 78V79H106ZM108 78H109V76H108ZM115 79H113L114 81L116 80V76L114 77ZM128 78V77H127ZM138 78V77H137ZM55 79H56V81H55ZM77 79V78H76ZM99 80V81H96V80ZM112 79V78H111ZM251 79V78H250ZM74 80H75V78H74ZM78 80V79H77ZM83 80H85V79H83ZM82 80V81H83ZM127 80V79H126ZM141 80V79H140ZM42 81L43 80H41L40 79V82H41V84H40V86L42 85ZM50 81V82H49ZM67 81V82H66ZM79 81H81V78L79 79ZM79 81L78 82H76V83H78L77 85H79V84H81V83H79ZM137 81H139V79L137 80ZM252 81V80H251ZM48 82V83H47ZM69 82V83H68ZM72 82V81H71ZM92 82H93V80H92ZM98 82V84H96ZM132 82V81H131ZM32 83V84H31ZM88 83V82H87ZM90 83V85H91V82H89ZM88 83V84H89ZM106 83V82H105ZM118 83L120 84V81H118ZM128 84L130 83V82H127ZM127 83H121V85H123V84H125V85H127ZM138 83V82H137ZM56 84V83H55ZM60 84H62V83H60ZM107 84H110V83H107ZM115 84V87L113 86ZM132 84V83H131ZM131 84H129V85H131ZM39 85V84H38ZM71 85H72V83H71ZM99 85H98V87H99ZM106 85V84H105ZM139 85V84H138ZM253 85V86H252ZM43 86H45V83L43 82ZM43 86H42V88L40 87V89L42 90L43 89ZM59 86V85H58ZM57 86V87H58ZM72 86H75L74 84L72 85ZM71 86V87H72ZM92 86V85H91ZM107 86V85H106ZM110 86V85H109ZM61 87V86H60ZM63 87V86H62ZM61 87V88H62ZM65 87L66 86H64V88H62V89H65ZM69 88V89H73V87L72 88ZM101 87V86H100ZM99 87V88H100ZM102 87H103V85H102ZM141 87H142V84H141ZM261 87V86H260ZM264 87V86H263ZM45 88V87H44ZM94 88V90H95V87H93ZM96 88H97V86H96ZM112 88H117V92H119L120 91V94L119 93H114L113 95H115V94H119L118 96H120L121 94H122V96L124 95L123 94V92H124V89H123V87L122 86H118V85H116V83H113V84H111V89ZM120 88H122L121 90H120ZM54 89V90H53ZM69 89H68V91H69ZM137 89V88H136ZM143 89V88H142ZM44 91H45V89H43ZM97 90H98V88H97ZM109 90V89H108ZM123 90V91H122ZM40 91V90H39ZM43 91V94H44V98H46V96H45V92ZM47 91V90H46ZM67 91V90H66ZM72 91V90H71ZM99 91V90H98ZM112 91V90H111ZM58 92H60L59 93V95H57L56 93H58ZM62 92V93H61ZM128 92V91H127ZM134 92H136V90L134 91ZM142 92V91H141ZM140 92V93H141ZM178 92V91H177ZM41 93H42V91H41ZM68 93H70V91L68 92ZM99 93V92H98ZM101 93H105L104 92V90H103V92H101ZM101 93H99V96H100V94ZM110 93V92H109ZM125 93V92H124ZM131 93V91L129 92V94ZM145 93V92H144ZM192 93V94H193ZM64 94L65 93H63V95H61V96H64ZM71 94V93H70ZM69 94V95H70ZM90 94V93H89ZM133 94H135V93H133ZM137 94H138V92H137ZM143 94V93H142ZM187 94H189V93H187ZM42 95V94H41ZM66 95V94H65ZM83 95V94H82ZM86 95V97L88 96L87 94H85ZM92 95V94H91ZM106 95H107V93H106ZM125 95H126V93H125ZM34 96H35V94H34ZM93 96L95 97H89V98H86L87 100L89 99L90 101H88V102H94L95 100H97L96 98H97V96L94 94V92H93ZM102 96V95H101ZM109 96V95H108ZM107 96V97H108ZM132 95L130 94V97H131ZM36 97V96H35ZM41 97V96H40ZM39 97V98H40ZM48 96H47V103H49L50 102V104H53V103H51V98L48 100V98H49ZM104 97H105V94H104ZM104 97H101V98H104ZM128 97V96H127ZM65 99H66V96L64 97ZM82 99H83V97H81ZM81 98H79V100H81ZM85 98V97H84ZM120 98H122L121 96H120ZM237 98V97H236ZM42 99V98H41ZM62 100H58L59 101V103L61 104V102L63 101V103H65L64 101L65 100H63V98H61ZM86 99L84 100V101H86ZM106 99V98H105ZM55 100V102L58 104V102ZM103 100V99H102ZM127 100H129V99H127ZM260 100H262L263 101V104L262 103H260ZM45 101V100H44ZM82 101V100H81ZM100 101V99L98 100V102ZM109 100H107V102H108ZM242 100H240V102H241ZM46 102V101H45ZM87 102V103H88ZM103 102V101H102ZM105 102V101H104ZM119 102V101H118ZM117 102V104H119ZM68 103V102H67ZM83 103V102H82ZM245 103V102H244ZM92 105H93V103H91ZM90 104V106H92ZM94 104H95V102H94ZM104 104V103H103ZM107 104V103H106ZM242 104V103H241ZM55 107H57V105H55V104H53ZM203 105V106H204ZM49 106V104L47 105V107ZM119 106V105H118ZM49 107H52V106H49ZM83 107H84V104H83ZM87 107V106H86ZM53 108V107H52ZM90 108V107H89ZM88 108V109H89ZM48 109V108H47ZM205 109V108H204ZM205 109V110H206ZM58 110H60L59 108L57 109V111H56V108L53 110V114H52V116H54L55 118H56V113H57V115H59L60 114V112H61V110L60 111H58ZM90 110V109H89ZM92 110V109H91ZM206 111V112H207ZM50 112H52V111H50ZM58 112H59V114H58ZM91 112V111H90ZM51 114V113H50ZM62 114V113H61ZM63 115L64 114H62L61 115V118L63 117ZM39 116H40V114H39ZM51 116V117H52ZM60 116V115H59ZM50 118V117H49ZM229 119V120H228ZM57 120V119H56ZM60 119H58V121H59ZM50 121V120H49ZM115 121V120H114ZM57 122V121H56ZM60 122H62V121H60ZM107 122V121H106ZM105 122V123H106ZM112 122V121H111ZM116 122V121H115ZM113 123V125H112V123L110 124V122H108L109 123V125H112L110 128H114V127H117V126H119L120 124H117V122L116 123ZM123 122H126V121H123ZM44 124H45V121L43 122ZM108 123H106V126L108 125ZM40 124V125H39ZM46 124H47V122H46ZM49 124V123H48ZM55 124H57V123H55ZM117 125V126H114V125ZM121 124H124V123H122L121 122ZM229 124V123H228ZM43 125V124H42ZM109 125H108V127H106V128H109ZM125 125V124H124ZM56 126V125H55ZM114 126V127H113ZM45 127V126H44ZM43 127V128H44ZM230 127V129H231V126H229ZM39 128V129H38ZM57 128V127H56ZM46 129H48V128H46ZM227 129H228V127H227ZM43 130H45V129H43ZM52 130H53V128H52ZM229 130V129H228ZM42 131V130H41ZM54 131H55V129H54ZM56 132H58L57 130H56ZM56 132H54V133H56ZM40 133H42V132H40ZM60 133H62V131L60 132H58V133H56V135L58 136ZM92 133V131L90 132V134ZM43 134V133H42ZM51 134V133H50ZM94 134H96V132L94 133ZM101 134V133H100ZM226 134V133H225ZM72 135H74V134H72ZM71 134H70V136H72ZM97 135H99V134H97ZM47 136H49V135H47ZM70 136H69V138H70ZM90 136H92V135H90ZM89 136V140H93V138H91ZM100 136V135H99ZM98 136V137H99ZM103 136V135H102ZM95 137H97V136H95ZM104 137H106V136H103V137H101L102 139H105ZM58 138V140H59V138L60 137H57ZM56 138V139H57ZM74 138V137H73ZM106 138H108V136L106 137ZM110 138V137H109ZM112 138V137H111ZM97 139L98 138H95V140L97 141ZM102 139H100V137H99V140H102ZM52 140H54V139H52ZM109 140V139H108ZM115 140H117V139H115ZM249 140V141H250ZM61 141L62 140H60L59 142H60V144H62L61 143ZM68 141V140H67ZM94 141V140H93ZM112 141V140H111ZM114 141V140H113ZM158 141V140H157ZM51 142H53V141H51ZM55 142H57L56 140H55ZM63 142V141H62ZM160 142H161V140H160ZM159 142V143H160ZM253 142V143H254ZM44 143V142H43ZM54 143V142H53ZM91 143H92V141H91ZM112 143V142H111ZM136 142H134V144H135ZM55 144H57V143H55ZM55 144H54V146H55ZM93 144H95V141L93 142ZM92 144V146H94ZM98 143L96 142V145H97ZM65 145V144H64ZM67 145V144H66ZM65 145V146H66ZM116 145V144H115ZM56 146H58V145H56ZM89 146H91L90 144H89ZM137 146H138V144H137ZM160 146V145H159ZM86 147H88V146H86ZM95 147H97V146H95ZM94 147V149L93 150H95L96 148ZM155 147H156V145H155ZM60 148V147H59ZM66 148H67V146H66ZM138 148V147H137ZM147 148V147H146ZM159 147H157V149H158ZM163 148H165V147H163ZM162 148V149H163ZM61 149V148H60ZM70 149V148H69ZM73 149V148H72ZM78 149V148H77ZM90 149V150H89ZM87 148V151L85 150V152H89L90 151V153L92 154V152H93V150L91 151V149H92V147H90V148ZM114 149V148H113ZM134 149V148H133ZM136 149V148H135ZM134 149V150H135ZM141 149V148H140ZM150 149V148H149ZM165 149H168V148H165ZM164 149V150H165ZM169 149H171V147H169ZM41 150V151H40ZM54 150V149H53ZM79 150V149H78ZM81 150V149H80ZM79 150V151H80ZM153 150V149H152ZM164 150H159V151H161L162 153H165V152H167V151H165L164 152ZM58 151V150H57ZM60 151V150H59ZM136 151V150H135ZM146 151V150H145ZM144 151V152H145ZM149 151V150H148ZM147 151V152H148ZM157 151V153H158V150H156ZM155 151V152H156ZM56 152V151H55ZM55 152H53L54 154H55ZM70 152V151H69ZM73 152H74V150H73ZM83 152H84V150H83ZM82 151L81 152H79V153H83ZM84 152V153H85ZM214 151H212V153H213ZM35 153H33V154H35ZM39 153V154H40ZM43 153V154H44ZM72 153V152H71ZM75 153V152H74ZM73 153V154H74ZM95 153V152H94ZM146 153V152H145ZM154 153V151L152 152L151 151V153L150 154H153ZM157 153H154V154H156L157 155ZM160 154V155H162V156H160L161 158H159L158 156H156L157 157V160H156V158H155V160H153V159H151V160H153V161H150V162H148V163H146L145 162V160L144 159H142V161H137V164H134V158L131 160V161H133V162H131L129 165H128V167L123 171H120L122 174H120L121 175V177H122V180L121 181H123L122 183L123 184H125V186H126V189H127V198H128V200L130 201V203L132 204V205H138L139 204V202H141L140 200L142 199V197H143V195L145 196V190H146V188L150 185V184H152L150 181H151V179H149V177H150V174H151V171L153 170H155V169H157V167H159V165H161L160 163H161V161L160 160H158V158L159 159H163L162 157H163V155H165V154ZM168 153V152H167ZM172 153V152H171ZM212 153H211V155H212ZM33 154H31L32 156H33ZM42 154V158H39L40 160L41 159H43L44 157V155ZM57 154V153H56ZM55 154V155H56ZM59 154H60V152H59ZM72 154V155H73ZM75 154H78V153H75ZM86 154V153H85ZM89 154V153H88ZM87 154V155H88ZM91 154H89V155H91ZM148 154V153H147ZM154 154L152 155V156H154ZM168 154H170V153H168ZM25 155V154H24ZM26 155H27V153H26ZM37 155V154H36ZM41 155V154H40ZM81 154H78V156H80ZM83 155V154H82ZM89 155H88V157H89ZM171 155V154H170ZM229 155V154H228ZM231 155V154H230ZM229 155V156H230ZM21 156V158H22V155H20ZM49 156V155H48ZM48 156H46L47 158H49ZM57 156V155H56ZM74 157H75V155H73ZM83 156H85V155H83ZM96 156V155H95ZM206 155H204V158H206L205 157ZM58 157L59 156H57V159H58ZM86 158H88L87 156H85ZM85 157H84V159H85ZM209 157V156H208ZM228 157V156H227ZM24 158H25V156H24ZM27 158V157H26ZM31 158V157H30ZM35 157L33 156V158H32V160H35L34 159ZM54 158V157H53ZM94 158V157H93ZM100 158V157H99ZM103 158H104V156H102V159H98L99 161H101V160H103ZM224 158H226V157H224ZM235 158V157H234ZM50 159H52V155H51V158ZM80 162V161H82L81 159H83V157L79 160V157L78 158H74L73 160L74 161H76L77 162V160ZM83 159V160H84ZM91 159H92V157H91ZM91 159L89 160V161H91ZM95 159V158H94ZM140 159V158H139ZM211 159V158H210ZM229 159V158H228ZM21 160V159H20ZM24 159H22V161H23ZM28 160V159H27ZM54 160V159H53ZM53 160H50V161H53ZM86 160H88V159H86ZM86 160H84V162L86 161ZM93 160V159H92ZM143 160H144V162H143ZM148 160V159H147ZM206 160H208V158H206ZM232 160H233V158H232ZM231 160V162L233 163V161ZM6 161V162H5ZM44 161V160H43ZM56 161H58V160H56ZM73 161V163H75ZM95 161H97V158H96V160ZM104 162L106 161V160H103ZM164 161V160H163ZM162 161V162H163ZM210 161V160H209ZM208 161V162H209ZM21 162V161H20ZM19 162V163H20ZM30 162V161H29ZM33 163H34V161H32ZM37 162H38V160H37ZM41 162V161H40ZM45 162V161H44ZM43 162V163H44ZM17 163V162H16ZM22 163V162H21ZM42 163V164H43ZM52 163H54V162H52ZM106 163V162H105ZM111 163V162H110ZM203 163V162H202ZM205 163H206V161H205ZM211 163V162H210ZM230 163V162H229ZM235 163V162H234ZM32 164V163H31ZM34 164H38V163H34ZM41 164V163H40ZM40 164H38L39 165V167H38V169L36 170V172L37 171H40L41 170V168L43 167H45V166H43V165H46L47 166V164H48V160H47V164L46 163H44L43 165H40ZM78 164V163H77ZM79 164H82V162L81 163H79ZM84 164V163H83ZM91 164H92V162H91ZM99 165L101 164V163H98ZM209 163H207V165H208ZM0 165H2V164H0ZM24 165V164H23ZM110 165V164H109ZM109 165H108V167H109ZM115 165V164H114ZM114 165H112L113 167H115ZM203 166H204V163L202 164ZM206 165V164H205ZM206 165V166H207ZM232 165V164H231ZM235 165V164H234ZM6 164H5V166H4V164H3V167L7 170V168H6ZM40 166H42L41 168H40ZM81 166V165H80ZM89 166V165H88ZM92 167H93V164L91 165ZM90 166V167H91ZM101 166V165H100ZM99 166V167H100ZM8 167V166H7ZM37 167V166H36ZM51 167V166H50ZM75 167V166H74ZM79 167V166H78ZM84 167H85V165H84ZM83 167V168H84ZM103 167H105V165L103 166ZM103 167H102V169H103ZM118 167V166H117ZM202 167V166H201ZM1 168V167H0ZM40 168V169H39ZM42 168V169H43ZM47 168V167H46ZM88 168V167H87ZM107 168V167H106ZM105 168V169H106ZM110 168V167H109ZM204 168V167H203ZM206 168V167H205ZM211 168V167H210ZM48 170H49V167L47 168ZM62 169V168H61ZM60 169V170H61ZM86 169V168H85ZM92 169V168H91ZM108 169V168H107ZM112 169H114V168H112ZM208 169V168H207ZM207 169H205V170H207ZM34 170V169H33ZM43 170H46V169H43ZM42 170V171H43ZM87 170V169H86ZM116 170V169H115ZM121 170V169H120ZM203 170V169H202ZM59 171V170H58ZM64 171V170H63ZM96 172H97V170H95ZM178 171V170H177ZM3 172V171H2ZM36 172H34V173H36ZM88 172V171H87ZM86 172V173H87ZM90 172V171H89ZM94 173V175L95 174H97V173ZM100 172V171H99ZM108 172H110V170L108 169ZM108 172H107V170H106V173L108 174ZM119 172V173H120ZM38 173V172H37ZM42 173V172H41ZM45 173H46V171H45ZM60 173L62 174V172L60 171ZM93 173V172H92ZM105 173V172H104ZM113 173V172H112ZM117 173H118V171H117ZM177 173H180V172H176V174ZM29 174V175H30ZM42 174H44V173H42ZM88 174V173H87ZM99 174V173H98ZM264 174V173H263ZM31 175V176H32ZM37 176H38V174H36ZM89 175V174H88ZM93 175V176H94ZM100 175V174H99ZM175 175V174H174ZM179 175V174H178ZM177 175V176H178ZM181 175V174H180ZM0 176L1 177H3V173H2V175H1V173H0ZM42 176V175H41ZM40 176V177H41ZM44 176V175H43ZM62 176V175H61ZM60 175H59V177H61ZM64 176V175H63ZM112 176V175H111ZM119 176V175H118ZM117 176V177H118ZM0 177V178H1ZM22 177V176H21ZM34 177V176H33ZM91 177V176H90ZM90 177H87V178H90ZM99 177V176H98ZM97 177V178H98ZM181 177V176H180ZM5 178H2L3 180H5ZM42 178V177H41ZM82 178V177H81ZM80 178V179H81ZM96 178V179H97ZM103 178L105 179V177L103 176ZM107 178V177H106ZM115 178H116V176H115ZM115 178H113L112 179V181L111 180H107V179H105L106 180V182H104L103 183V181H105L104 179H102V177L100 176L99 177V181L97 180V182H98V184H96L97 182H95V178H93L92 179V177H91V179H92V181L91 180H89V181H91L92 182V184L88 181V183H90L92 186H96L97 187V185H98V187L100 186V187H102V186H106L107 185V187L106 188H108V189H106V191L107 190H109L110 188L111 189H113V186L112 185H114V179ZM151 178V177H150ZM175 179H177L176 178V175H175V177H174ZM262 178V177H261ZM260 178V179H261ZM2 179H0V180H2ZM45 179V178H44ZM64 179V178H63ZM95 179V180H94ZM119 178H117V180H118ZM8 180V181H9ZM41 180V179H40ZM179 180V179H178ZM6 181V180H5ZM8 181H6V182H8ZM11 181V180H10ZM13 181V182H14ZM39 181V180H38ZM45 181V180H44ZM107 181H110L109 183L107 182ZM171 182H172V180H170ZM175 181H177V180H175ZM30 182V181H29ZM42 182H43V180H42ZM41 182V183H42ZM79 182H81L80 180H79ZM82 182H87V181H82ZM116 182H118V181H116ZM150 182V183H149ZM260 182V181H259ZM0 183H1V185L0 186H2V181H0ZM33 183V182H32ZM46 183V181L44 182V184ZM94 183L96 184V185H94ZM100 183H102V184H100ZM107 183V184H106ZM173 183H175V182H173ZM172 183V184H173ZM177 183H179L178 181H177ZM81 184H83V183H81ZM86 184V183H85ZM85 184H83V186L85 185ZM180 184V183H179ZM183 184V183H182ZM33 185V184H32ZM31 185V186H32ZM102 185V186H101ZM119 185V184H118ZM117 185V186H118ZM171 185V184H170ZM169 185V186H170ZM178 185V184H177ZM261 185V186H260ZM21 186V185H20ZM29 186V185H28ZM82 186V185H81ZM87 186V185H86ZM85 186V187H86ZM116 186V185H115ZM152 186V185H151ZM151 186H149V187H151ZM180 185H178V187H179ZM259 186H260V188L259 189H261V196H260V200H261V206H260V208H264V177L262 178V180H261V182H260V184H259ZM94 188L95 190H96V192L98 191V193H96L95 192V194H93L90 190V193H91V195H90V193L88 192V190H86L85 189V191L86 192H88L89 194H87V193H85V194H87V195H89V199L90 200H88V198L86 199V197H87V195H86V197H85V201H92V202H94L93 204H96L95 206H97V204L98 203H96V202H100L101 204H103L106 208H105V210H104V213H107V215L109 214V215H114V218L116 219L117 218V216H120L122 213H120V212H122L123 211V213L125 212L124 210H122V211H120L119 212V214L116 216L115 214H117V212H116V210H118V209H116L115 210V208H116V205H115V203H116V201H114V198L116 197L117 198V195L115 196V197H112V193H110L111 192V190H110V195L107 193V192H105L103 189L102 190H100V188ZM167 187V186H166ZM181 187V186H180ZM201 187L203 188L204 187V185L202 186L201 185ZM31 188V187H30ZM83 188V187H82ZM87 188V187H86ZM89 188V187H88ZM87 188V189H88ZM91 188H93V187H91ZM153 188V187H152ZM151 188V189H152ZM168 188V187H167ZM200 188V187H199ZM205 188V187H204ZM0 189H2V188H0ZM6 189V188H5ZM32 189H34V188H32ZM84 189V188H83ZM148 189V188H147ZM169 189V188H168ZM168 189H166V190H168ZM173 189V188H172ZM174 189H176V188H174ZM82 190V189H81ZM100 190V191H99ZM115 190V189H114ZM149 190V189H148ZM157 190V189H156ZM165 190V189H164ZM165 190V191H166ZM181 190V189H180ZM180 190H178L177 189V191L178 192H180ZM204 190V189H203ZM203 190H201V192L200 191H198V188H197V194H198V192H200V193H204L203 192ZM30 191H32L31 189H30ZM161 191H163V189L161 190ZM160 191V192H161ZM170 191V190H169ZM169 191H166L165 193L166 194H168V192ZM187 191V190H186ZM185 190H184V192H183V190H182V193H180L179 194V196H180V198H181V201L184 203V205H191V206H193L194 205V203L196 202V200L194 199V198H196V197H192L193 196V194H189V193H187ZM84 192V191H83ZM113 192V195H114V191H112ZM116 192V191H115ZM147 192V191H146ZM173 192V191H172ZM171 192V193H172ZM189 192H193V191H189ZM155 193V192H154ZM260 193V192H259ZM152 194H153V192H152ZM6 195V194H5ZM55 195V194H54ZM154 195V194H153ZM192 195V196H191ZM196 195V194H195ZM194 195V196H195ZM204 195V194H203ZM207 195V194H206ZM56 196V195H55ZM63 195H61V198L62 199H60L59 197H60V195H59V197H58V195H57V197H58V199H55V197H54V201H53V199L51 200V198L50 199H45V200H47V201H45V203H44V205H46L47 204V206L49 205V207H50V209H52V210H55L57 213L59 212L58 210H60V211H62V209H60V208H63V207H61L63 204H61V203H63V201H65L64 199H63V197H62ZM72 196V195H71ZM157 196H158V194L156 195V199H157ZM163 196V195H162ZM169 196L171 197V194L169 193ZM197 196V195H196ZM199 197H200V195H198ZM197 196V197H198ZM13 197V196H12ZM37 197V196H36ZM65 197V196H64ZM84 197V196H83ZM125 197H126V195H125ZM154 197V196H153ZM153 197H152V199H153ZM204 197V196H203ZM69 198V197H68ZM144 198V197H143ZM151 198V197H150ZM234 198V197H233ZM65 199H67L66 197H65ZM146 199V198H145ZM144 199V200H145ZM155 199V198H154ZM197 200H198V202H201V201H199V199L198 198H196ZM201 199V198H200ZM2 200V199H1ZM49 200H51V201H49ZM202 200V199H201ZM238 200V199H237ZM14 201V200H13ZM43 201V200H42ZM62 201V202H61ZM69 201V200H68ZM74 201V200H73ZM172 201H174L173 199H172ZM236 201V200H235ZM47 202V203H46ZM48 202H49V204H48ZM82 202V204H83V201H81ZM80 202V203H81ZM118 202H120V201H118ZM143 202V201H142ZM156 202H157V200L155 201V202H153L154 204H156ZM198 202H196V204L198 203ZM202 202H203V200H202ZM201 202V203H202ZM205 202H207L206 204L208 205V203H209V201H207V199L205 198V201L203 202L204 204H202V205H205ZM241 201L239 200L238 202L236 201V203L234 202V201H232V203H230V205L228 206L229 208H230V210H231V207L232 208H234L233 206V203H235V204H238V203H240ZM13 203V202H12ZM34 203H36V202H34ZM40 202H38V203H36V204H39ZM65 204H66V201L64 202ZM144 203V202H143ZM142 203V204H143ZM153 203H152V205H153ZM174 203L175 202H172L171 204H167L169 207H167L168 208V210L166 209V211H165V208H164V213H166V218H164V219H166V220H162V221H168L167 223H168V227H166L165 226V224H164V226L166 227L165 229H169V231H170V229H171V234H169V231H168V234H166L167 236L166 237H168L169 235H172V237L173 238H180V236H181V234L179 233L178 234V232H181V233H183L184 234V230L182 229V228H180V229H178L177 228V226H179V222L178 223H173V222H176V221H179V219L178 220H176L177 219V217H179V214L178 215H176L177 214V212H175L174 210H175V208H178V206L175 204L174 205ZM35 204V205H36ZM81 204V205H82ZM87 204V203H86ZM92 204V205H93ZM144 204H146V200H145V203ZM151 204V203H150ZM193 204V205H192ZM210 204V203H209ZM248 204L249 203H246V202H244V204L241 202V205L240 206H242V207H244L245 206V208H246V205L248 206ZM43 205V206H44ZM80 205V206H81ZM88 205H90V203L88 202ZM91 205V206H92ZM198 205H199V203L197 204V207H198ZM201 205V206H202ZM238 205V207H240ZM38 206V205H37ZM47 206H45V207H47ZM63 206H65V205H63ZM78 206H79V204H78ZM85 206H87V205H85V203H84V205L83 206H81L80 207V209L78 210L79 211V215H78V211H77V213L76 212H74V214L73 215H75V218L77 217L78 218V222H83V227L81 226V224H80V226H81V228H82V230H86V232L87 231H93V229L94 230H97L96 228H98V229H100L101 228V230L104 228V227H106L104 224L105 223H103L104 222V220L106 219V216H105V218L103 219V222L101 221L102 220V218L101 217H98L99 216V214L97 215L96 213H94V211H93V209L91 208H89V210H86L87 208H88V206H87V208H85ZM141 206V205H140ZM143 206V205H142ZM150 206V205H149ZM153 206H157V205H153ZM190 206V207H191ZM195 206V205H194ZM193 206V207H194ZM210 206V205H209ZM249 206H250V204H249ZM252 206V205H251ZM263 206V207H262ZM35 207V206H34ZM49 207H47V208H49ZM83 207V208H82ZM90 207V206H89ZM146 207H148V206H146ZM203 207H205V206H203ZM208 207V206H207ZM237 206H235V208H236ZM237 207V208H238ZM241 207V208H242ZM65 208V207H64ZM63 208V209H64ZM85 208V210H83ZM96 208V207H95ZM118 208V207H117ZM121 208V207H120ZM229 208L227 209V211L226 212H229L230 210H229ZM235 208H234V210H235ZM237 208H236V210H237ZM249 208V207H248ZM35 209V208H34ZM38 209H39V207H38ZM37 209V210H38ZM45 209V208H44ZM250 209V208H249ZM32 210H33V208H32ZM120 210V209H119ZM141 210H143L142 208L139 210L138 209V211H141ZM147 210V209H146ZM193 210V209H192ZM257 210V209H256ZM81 211V212H80ZM93 211V212H92ZM179 211V210H178ZM207 211V210H206ZM205 211V212H206ZM208 211H211L210 210V207H208ZM232 211L233 210H231V212L230 213H232ZM237 211H240V210H237ZM233 212V215L234 214H238V212ZM245 211H246V209H245ZM262 211H264V209L262 210ZM4 212V211H3ZM15 212V211H14ZM50 212H52L51 210H50ZM50 212H48V213H50ZM54 212V211H53ZM63 212V211H62ZM174 212V213H173ZM196 212V211H195ZM225 212V213H226ZM242 212H243V209H242ZM249 212V211H248ZM34 215H36L37 213H34V212H32ZM55 214V216H57L58 214ZM61 213V212H60ZM66 213V212H65ZM68 213V212H67ZM76 213V214H75ZM103 213V214H104ZM126 213H128V210H126ZM142 213H144V212H142ZM141 213V214H142ZM146 213H148V212H146ZM246 213V212H245ZM250 213L252 214L253 213V210L251 209L250 210ZM1 214H2V212H1ZM0 214V215H1ZM43 214H45V212H43ZM68 214H70V213H68ZM94 214H96L97 215V217L96 216H94ZM192 214H194V212L192 211ZM214 214V213H213ZM250 214V215H251ZM31 215V214H30ZM38 215V214H37ZM36 215V216H37ZM46 216H47V214H45ZM44 215V216H45ZM50 215V214H49ZM53 215V214H52ZM60 215H62V214H60ZM60 215H59V217H60ZM77 215V216H76ZM106 215V214H105ZM129 215H131V214H129ZM145 215V214H144ZM229 215V214H228ZM231 215V214H230ZM229 215V216H230ZM246 215H247V213H246ZM4 216H5V213H4ZM17 216H19V215H17ZM54 216V215H53ZM52 216V217H53ZM66 216V215H65ZM116 216V217H115ZM122 216H123V214H122ZM135 216V215H134ZM175 216H176V218H175ZM181 216V215H180ZM205 216H206V218L205 219H203L204 220V222H203V224L204 225H206V227H209L210 228V232H209V234L211 235V236H208V237H210L211 239L212 238H214V239H216V238H218V234L220 233V230H218V228H217V224L214 222V220H213V216H215V215H213L212 216V212H209V213H205ZM12 217V216H11ZM32 217V216H31ZM34 217L35 216H33L32 218L34 219ZM41 217V216H40ZM48 217H50V216H48ZM51 217V218H52ZM111 217V216H110ZM109 217V218H110ZM126 217H128V216H126ZM136 217H138V216H136ZM163 216H161V218H162ZM234 217H235V215H234ZM233 217V218H234ZM2 218H3V216H2ZM19 218V217H18ZM74 218V217H73ZM74 218V219H75ZM101 218V219H100ZM114 218H112L111 219V223H115V222H112V220H114ZM230 218H231V216H230ZM4 219V221H1L2 219L0 218V224H1V222H4V223H2V228H1V226H0V238H2L3 236L5 237L4 239L2 238V240H1V242L2 241H6V239L11 235V237H9L8 239H7V241H10V242H12L13 241V243H12V245H13V247H12V249L14 250H16V252L17 251H22V249H24V248H27V246H29V243L27 244V246H26V243L24 244L23 243V238H26V240L29 238L30 240H31V235L30 234H32V233H30L29 234V237H27V236H23L24 234L21 232V230H23V232L24 231H26L27 229H28V225H27V220L26 221H22V222H16V221H14L15 220V217H14V220H13V217L11 218L12 220L10 221L11 223H13V226H12V224L11 225H8V223H7V225L8 226H11L8 230L4 227L5 226V220H6V218H3ZM31 219V218H30ZM70 219H72V217H70ZM80 219V220H79ZM121 219V218H120ZM122 219H123V217H122ZM40 220V219H39ZM109 220V219H108ZM118 220V219H117ZM176 220V221H175ZM227 220H229L230 221V219H227ZM12 221H14V222H12ZM31 222H32V219L30 220ZM34 221V220H33ZM115 221V220H114ZM28 222H29V220H28ZM30 222V223H31ZM108 222V221H107ZM118 221H116V223H117ZM192 221H190V223H191ZM194 222V221H193ZM110 223V221H109V224L107 225V223H106V225L108 226V227H106V231H109V225L111 224ZM166 223V224H167ZM189 222H188V225L190 224ZM227 223V221L225 222V224ZM173 224H175L174 225V227H173ZM178 224V225H177ZM182 224V223H181ZM180 224V225H181ZM194 224V223H193ZM228 224V223H227ZM241 224V223H240ZM239 224V225H240ZM6 225V226H7ZM183 225V224H182ZM187 225V224H186ZM111 226H113L114 228H115V225L114 224H112ZM116 226H118V225H116ZM175 226H176V228H175ZM243 229H245L244 228V225H240ZM239 226V228H241ZM103 227V228H102ZM113 227H111L113 230H114V232H113V230L111 229L110 231L111 232H109L108 233V235L111 237V239L112 240H114V239H117L118 237H119V233L117 234V231H119L118 230V228H119V226H118V228L116 229H114ZM185 226H183V228H184ZM188 227V226H187ZM191 226L189 225V227L188 228H190ZM192 227H196L195 225H192ZM4 228H5V230H4ZM8 228V227H7ZM223 228H225V227H223ZM228 227H226L225 229H227ZM105 229V228H104ZM103 229V230H104ZM181 230L182 229V231H175V230ZM187 229V228H186ZM186 229H185V231H186ZM195 229V228H194ZM173 230V231H172ZM203 231H204V229H202ZM228 230V229H227ZM229 230H230V228H229ZM7 231H9V233L7 232ZM91 231V233H93ZM175 231V232H174ZM224 231L226 232V230H224L223 229V234H224ZM231 231V230H230ZM229 231V232H230ZM6 233L7 232V234L5 235H3V233ZM26 232H28V230L26 231ZM82 232H84V231H82ZM86 232H84V234L86 233ZM130 232H132V231H130ZM129 232V234H131ZM188 229H187V231H186V234H190V231L188 232ZM229 232H227V233H229ZM232 232V231H231ZM88 233V232H87ZM86 233V234H87ZM167 233V232H166ZM174 233H176L177 235H175V237L173 236V234ZM233 233V232H232ZM8 234H9V236H8ZM37 234V233H36ZM35 234V235H36ZM86 234H85V236H86ZM182 234V239H183V237L185 238L186 237V235L184 236ZM27 235V234H26ZM39 235V234H38ZM178 235H180V236H178ZM230 235H231V233H230ZM8 236V237H7ZM85 236H83V237H85ZM118 236V237H117ZM134 236H136L135 234H134ZM177 236V237H176ZM188 236V235H187ZM226 236V235H225ZM228 236V235H227ZM164 239L166 238L165 237V234H164ZM171 236H169V238H170ZM170 238V239H168V240H166V241H164V239L163 238H160L161 239V241H162V239H163V243L161 244V241H159V242H157V245H156V243H155V247L153 246L150 250L149 249H147V248H145L144 246L143 247H140V248H138V247H136V250H138V254L137 253H134V251L136 252V250L134 249V245L136 246V244H134L133 242L135 241V238L132 240L133 242V248L132 249H134L133 250V254L134 255H140L141 254V258L144 256H146V259L148 258V260H150L149 258H151V262L149 261V263H151V264H165V262H166V260H167V258L169 259V257H171V255L173 254V253H175V251L177 250H175V248L177 247V246H179L180 244H183V242H184V240L186 241V239H181L180 241L179 240H177L179 243H176L177 241L174 239V240H172L173 238ZM189 237V236H188ZM187 237V238H188ZM22 238V239H21ZM203 238H204V236H203ZM28 239V240H29ZM60 239V238H59ZM28 240L26 241V242H28ZM32 240H34V238L32 239ZM83 240V243L85 242L84 241V239H82ZM81 240V241H82ZM85 240H86V237H85ZM118 241H119V239H117ZM170 240H172L173 241V243H171L170 242ZM198 240H202V239H198ZM38 241V240H37ZM127 241H129L128 239H127ZM170 242V243H168V242ZM174 241H176V242H174ZM203 241H204V239H203ZM9 242V243H10ZM33 242V241H32ZM36 242V241H35ZM34 242V243H35ZM57 243H58V245L61 243H65V242H63L61 239H60V242L59 241H56ZM114 242V241H113ZM130 242L131 241H129L128 243L130 244ZM135 242H137V241H135ZM164 242H166V243H164ZM196 242H198V241H196ZM195 242V244L197 245L198 243H196ZM207 242V241H206ZM205 242V243H206ZM86 243V242H85ZM84 243V244H85ZM127 243V242H126ZM159 243V244H158ZM208 243V242H207ZM87 244V243H86ZM116 244H121L120 245V248H121V246H122V244H124L123 243V241H119V243H116ZM204 243H202V245H203ZM260 244V243H259ZM16 247H15V246ZM24 245V246H23ZM31 245H33V243H31ZM131 245V246H132ZM261 245V244H260ZM116 248L115 249H117V248H119L118 246H116V245H114ZM124 246H125V244H124ZM124 246H122V248L124 247ZM140 246H142V245H140ZM206 246V244L204 245V246H202V248L203 249H201V248H199V249H201V251H203V253L200 255V256H198V258L193 262L194 264H212L211 262H214V260H213V256H214V252H213V250H211V251H208L207 250V252L206 251H204V248H206L205 247ZM207 246H208V244H207ZM258 246V245H257ZM87 247V246H86ZM125 247H128V249H129V246L128 245H126ZM201 247V246H200ZM262 247H264V244H263V246ZM261 247V248H262ZM29 248V247H28ZM88 248V247H87ZM114 248V247H113ZM120 248H119V251H120ZM197 248H198V246H197ZM208 248V247H207ZM257 248V247H256ZM259 248V247H258ZM257 248V253H256V249L253 251V252H255L256 254L255 255H257V258L256 259H254L256 256L254 255V254H252L253 256H254V258H253V256H251L250 257V259H251V262H249V260H248V257H246L244 260L246 261V262H248V264H264V251L262 250V249H258ZM127 249V248H126ZM130 249H131V247H130ZM13 250H12V252H13ZM85 250V249H84ZM253 250V249H252ZM259 250V251H258ZM25 251V250H24ZM89 251V250H88ZM121 253L120 254H122L123 255V251H125V254H126V251H127V256L124 254L123 256L124 257H129V251L128 250H125V249H121ZM242 251V253H243V251L244 250H241ZM240 251V252H241ZM248 251H250V249L248 250ZM213 252V253H212ZM251 252V251H250ZM252 252V253H253ZM84 254H85V252H83ZM112 252H110L109 254H111ZM249 253V252H248ZM12 254H16L15 253V251H14V253H12ZM20 254V253H19ZM132 253L130 254V255H133ZM142 254H143V256H142ZM145 254V255H144ZM112 255V254H111ZM114 255V254H113ZM112 255V256H113ZM243 254H241V258L243 257L242 256ZM245 255H247V254H245ZM149 256V257H148ZM250 256V255H249ZM107 257H108V255H107ZM106 257V258H107ZM109 257H110V255H109ZM131 257H133V256H130L129 258H130V260H133L134 258H136V256H134L133 257V259H131ZM138 257V256H137ZM57 258V257H56ZM113 258V257H112ZM6 259V258H5ZM109 259V258H108ZM138 259H140L139 257L137 258V260H134V262L135 261H138ZM243 259V258H242ZM242 259H240L241 260V264H247V263H245V261H243ZM8 260V259H7ZM57 260H58V258H57ZM61 260V259H60ZM128 260V259H127ZM129 260V261H130ZM141 260V259H140ZM140 260H139V262H140ZM213 260V261H212ZM240 260L237 262V264L238 263H240ZM248 260V261H247ZM56 261V260H55ZM112 261V259L110 258V262ZM141 261H143V260H141ZM1 262V261H0ZM6 262V261H5ZM52 262V261H51ZM54 262V261H53ZM62 262V260L59 262H56V264L57 263H61ZM131 262V261H130ZM138 262V263H139ZM3 263V262H2ZM1 263V264H2ZM55 263V262H54ZM107 263V262H106ZM133 263V262H132ZM137 262H135V264H136ZM141 263V262H140ZM50 264H53V263H50ZM108 264H110L109 262H108ZM148 264V263H147ZM225 264V263H224ZM227 264V263H226ZM228 264H229V262H228ZM231 264V263H230ZM232 264H234V263H232Z\"/></svg>", "mask_w": 264, "mask_h": 264}]
</instances>
